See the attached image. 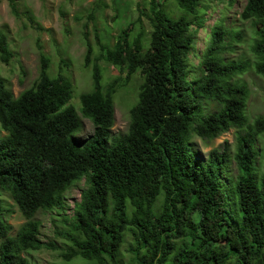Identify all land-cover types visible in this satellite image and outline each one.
<instances>
[{"label": "trees", "instance_id": "1", "mask_svg": "<svg viewBox=\"0 0 264 264\" xmlns=\"http://www.w3.org/2000/svg\"><path fill=\"white\" fill-rule=\"evenodd\" d=\"M206 1L147 0L146 12L138 3L137 20L112 45L98 41L93 61L85 37L92 90L79 96L78 111L69 104L71 82L51 77L44 57L37 80L17 97L0 79V190L25 219L12 236L0 200V264H31L25 254L57 250L40 240L34 218L63 209L64 194L80 182V200L64 220L67 230L57 233L67 241L66 262L121 264L127 244L134 264H264V172L256 168L264 117L252 123L246 117L249 91L237 78L250 64L223 56L231 46L227 39L241 37L223 19L211 26L192 76L188 59L196 35L206 30ZM8 3L19 16L16 2ZM240 19L254 28L251 68L264 79V0H245ZM12 57L0 31V62ZM101 61L119 73L107 86ZM135 75L141 84L128 129L114 135V96ZM80 117L94 127L84 140L75 137ZM231 129L232 153L225 143L205 161L197 157L192 137L212 141Z\"/></svg>", "mask_w": 264, "mask_h": 264}, {"label": "rangeland", "instance_id": "2", "mask_svg": "<svg viewBox=\"0 0 264 264\" xmlns=\"http://www.w3.org/2000/svg\"><path fill=\"white\" fill-rule=\"evenodd\" d=\"M19 16L15 17L10 10L8 0H0V31H2L13 55L5 65L0 62V79L6 88L17 97L30 88L37 80L40 70V60H48V73L51 77L62 75L72 84V99L69 104L77 111L80 109L79 96L92 90V65H85L86 43L92 48L91 61L99 55L98 41L112 45L119 31L139 17L137 4L142 3V9L147 11V0H14ZM245 0H234L229 5L228 0H208L203 3L202 12L206 19V30L196 35V51L190 54L188 62L192 76L198 74L199 56L205 50L208 34L215 21L223 19L227 29L241 34L240 40L228 38L231 46L223 56L232 61H243L250 68L240 75L237 80L244 84L249 91L245 114L250 123L264 117V79L255 74L251 65L253 55L251 46L255 39L254 28L250 21H242L240 13ZM175 15L181 12L173 2L169 3ZM93 14L91 17L89 15ZM142 29L148 33L149 23L141 17ZM103 73L102 83L107 86L119 76L118 71L111 65L99 62ZM141 78L133 76L131 81L119 88L114 96L115 120L112 134H124L129 125V111L135 104ZM213 107V106H212ZM81 118V117H80ZM81 128L75 137L86 139L93 132V125L87 119L81 118ZM5 133L0 130V137ZM236 131L229 130L212 141H203L197 137L190 139L193 151L200 160L205 161L208 154L227 143L228 151L235 150ZM256 149L259 152L256 162L257 172H264V134L256 138ZM234 173L235 166H232ZM80 182L64 194V207L61 210L42 211L37 213L34 220L40 223L39 238L43 243L55 244L57 250H42L30 252L25 257L31 264H89L81 259L66 262L61 255L67 249V241L57 236L58 232L67 230L64 222L71 219L74 203L79 202L83 189ZM0 200L6 221L11 225V235L15 236L25 219L18 211L10 197L0 190ZM129 241V239H128ZM128 245L121 249V264H134L131 255L127 253Z\"/></svg>", "mask_w": 264, "mask_h": 264}]
</instances>
